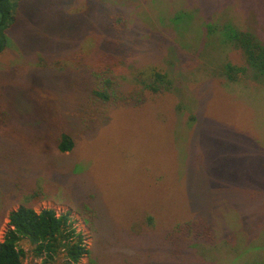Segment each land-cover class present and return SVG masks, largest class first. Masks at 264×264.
<instances>
[{"label": "rangeland", "instance_id": "1", "mask_svg": "<svg viewBox=\"0 0 264 264\" xmlns=\"http://www.w3.org/2000/svg\"><path fill=\"white\" fill-rule=\"evenodd\" d=\"M12 2L0 241L26 201L69 214L80 264H264V77L225 67H250L227 27L264 44V0ZM156 71L171 80L157 92Z\"/></svg>", "mask_w": 264, "mask_h": 264}, {"label": "trees", "instance_id": "2", "mask_svg": "<svg viewBox=\"0 0 264 264\" xmlns=\"http://www.w3.org/2000/svg\"><path fill=\"white\" fill-rule=\"evenodd\" d=\"M0 12L2 14L0 52H2L5 44L1 37L5 36L6 31L15 22L12 0H0ZM182 16L183 13L180 12L175 19L180 20ZM116 20L120 23L121 17H116ZM225 31H232L229 41L242 50L250 66L247 69L246 66L226 63L228 76L231 77L229 78L237 80L240 73L247 70L254 72V76L264 77V44L250 32L236 26L227 27ZM151 74L153 75V73ZM164 83L168 87L171 84L168 73L156 71L154 78H151L146 85L148 88L151 86L150 89L157 92L164 86ZM95 94L104 100H109L111 95L106 89H96ZM73 147V138L69 134L63 133L59 142L60 150L70 151ZM83 213H85L84 210ZM8 218L7 229L0 241V264H23V259L26 256V251L20 244L23 239H27L34 245L35 255L43 257V264H80L81 259L87 253L83 234L77 230L68 213H58L53 208L37 210L33 204L25 201L18 208L11 210ZM89 219L91 221V218ZM195 223L198 222L195 221ZM187 227L184 229L189 228ZM58 257H61V263L57 262Z\"/></svg>", "mask_w": 264, "mask_h": 264}, {"label": "water", "instance_id": "3", "mask_svg": "<svg viewBox=\"0 0 264 264\" xmlns=\"http://www.w3.org/2000/svg\"><path fill=\"white\" fill-rule=\"evenodd\" d=\"M1 19H2V14H1V12H0V21H1Z\"/></svg>", "mask_w": 264, "mask_h": 264}]
</instances>
